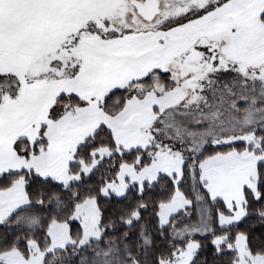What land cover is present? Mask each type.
Segmentation results:
<instances>
[{"label": "snow or ice", "instance_id": "1", "mask_svg": "<svg viewBox=\"0 0 264 264\" xmlns=\"http://www.w3.org/2000/svg\"><path fill=\"white\" fill-rule=\"evenodd\" d=\"M0 264H264V0H0Z\"/></svg>", "mask_w": 264, "mask_h": 264}, {"label": "trees", "instance_id": "2", "mask_svg": "<svg viewBox=\"0 0 264 264\" xmlns=\"http://www.w3.org/2000/svg\"><path fill=\"white\" fill-rule=\"evenodd\" d=\"M255 227H256L257 231H259V229H260V225H259L258 222H255Z\"/></svg>", "mask_w": 264, "mask_h": 264}]
</instances>
